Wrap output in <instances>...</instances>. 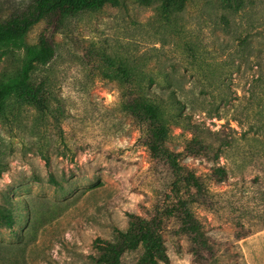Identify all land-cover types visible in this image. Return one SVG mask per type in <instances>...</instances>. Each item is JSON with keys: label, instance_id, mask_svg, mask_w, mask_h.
<instances>
[{"label": "rangeland", "instance_id": "obj_1", "mask_svg": "<svg viewBox=\"0 0 264 264\" xmlns=\"http://www.w3.org/2000/svg\"><path fill=\"white\" fill-rule=\"evenodd\" d=\"M30 2L0 0V16ZM162 3L108 2L28 32L27 45L47 34L56 52L34 74L48 108L11 99L0 117V264H99L100 240L165 197L169 171L146 145V126L124 110L127 85L109 58L163 104L173 149L184 150L195 130L232 142L220 158L184 151L210 188L207 206L193 210L212 248L198 260L173 225L160 264H264V0H242L238 11L223 0H171V12ZM24 55V46L5 51L0 77ZM219 165L229 170L223 182ZM143 252L127 249L119 264H137Z\"/></svg>", "mask_w": 264, "mask_h": 264}, {"label": "trees", "instance_id": "obj_2", "mask_svg": "<svg viewBox=\"0 0 264 264\" xmlns=\"http://www.w3.org/2000/svg\"><path fill=\"white\" fill-rule=\"evenodd\" d=\"M223 1L230 10H240L242 0H235L236 6H233L232 0ZM108 2L119 3L120 0H31L25 10L16 12L9 18L0 16V56L12 46L25 47L22 64L5 71L0 77V117L7 115L11 99L33 104L41 109L49 106V90L44 81L35 80L34 74L40 66L53 59L56 49L47 34H42L37 44L27 45L25 39L30 29L42 19H62L82 11L101 9ZM162 6L164 10L172 11L171 0H163ZM108 61L117 66L121 79L127 85L124 110L146 126L144 141L153 156L164 163L170 178L165 197L157 201L154 213L149 216L130 214L127 230L118 228L115 239L100 240V252L96 261L99 264H119L127 249H136L143 244L144 252L137 264L168 262L164 230L173 225L182 227L191 240L197 259L201 260L203 251L210 250L212 246L193 206H207L211 200V192L205 176L194 172L182 160V155L185 151L191 155L213 154L220 158L232 142L220 130H214L211 134L195 130L193 139L184 150L173 149L167 144L169 128L164 119L163 104L149 95L152 93L151 88L137 82L138 74L130 67L114 62L111 58ZM171 92L173 100L182 104L176 94ZM214 175L218 181L223 182L229 176V170L225 165H219L215 168Z\"/></svg>", "mask_w": 264, "mask_h": 264}]
</instances>
